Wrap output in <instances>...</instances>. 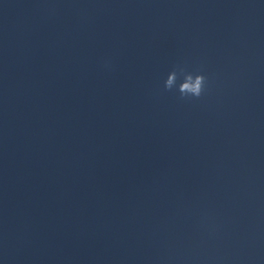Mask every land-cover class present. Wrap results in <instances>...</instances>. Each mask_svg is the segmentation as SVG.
<instances>
[{
	"label": "clouds",
	"instance_id": "9594fccd",
	"mask_svg": "<svg viewBox=\"0 0 264 264\" xmlns=\"http://www.w3.org/2000/svg\"><path fill=\"white\" fill-rule=\"evenodd\" d=\"M174 80V76H170L168 81L166 82V87H171ZM188 80H191V77L188 78ZM201 84H202V77H196L194 83L185 82L181 86V92H190L193 95L199 96L201 92Z\"/></svg>",
	"mask_w": 264,
	"mask_h": 264
}]
</instances>
